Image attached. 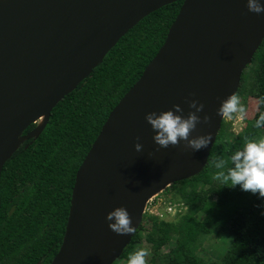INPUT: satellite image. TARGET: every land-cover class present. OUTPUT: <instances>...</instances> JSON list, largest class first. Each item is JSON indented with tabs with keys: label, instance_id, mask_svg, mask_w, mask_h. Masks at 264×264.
Here are the masks:
<instances>
[{
	"label": "water",
	"instance_id": "95a60500",
	"mask_svg": "<svg viewBox=\"0 0 264 264\" xmlns=\"http://www.w3.org/2000/svg\"><path fill=\"white\" fill-rule=\"evenodd\" d=\"M177 1L0 0V189L5 164L43 133L54 108L139 22ZM263 41L264 13L249 12L246 0H183L165 43L82 162L63 243L51 264H115L140 229L149 201L204 171L224 120L217 115L220 103L238 94ZM192 99L205 106L198 115L211 120L198 124L191 137L210 134L208 147L193 151L181 141L159 148L145 114L179 104L186 117L194 109L185 101ZM120 206L132 217L133 235L108 227L107 213Z\"/></svg>",
	"mask_w": 264,
	"mask_h": 264
},
{
	"label": "trees",
	"instance_id": "16d2710c",
	"mask_svg": "<svg viewBox=\"0 0 264 264\" xmlns=\"http://www.w3.org/2000/svg\"><path fill=\"white\" fill-rule=\"evenodd\" d=\"M182 4L179 0L164 6L130 30L91 76L54 108L43 133L24 142L5 164L0 189V264L52 263L63 243L82 162L110 113L165 43ZM248 83L260 96L254 122L243 133L230 137V123L224 118L204 171L172 185L178 187L188 212L179 224L153 220L161 224L154 235L159 244L148 264H201L198 251L204 237L227 226L233 234L226 252L207 264H264V198L215 180L217 169L213 165L217 158L230 161L246 138L264 134V127L255 126L264 113V41L242 75L239 97ZM36 127L30 126L25 134ZM201 178L210 179L207 188L198 183ZM200 215L203 221L198 219ZM143 230L141 225L115 264H126L129 254L140 248ZM176 236L185 251H173L167 260L160 247Z\"/></svg>",
	"mask_w": 264,
	"mask_h": 264
},
{
	"label": "clouds",
	"instance_id": "9594fccd",
	"mask_svg": "<svg viewBox=\"0 0 264 264\" xmlns=\"http://www.w3.org/2000/svg\"><path fill=\"white\" fill-rule=\"evenodd\" d=\"M246 5L249 12L264 13L262 0H246ZM185 102L189 109H194V111H189L186 117L182 115L184 110L179 104H174L170 110L152 111L145 114V121L154 131L153 140L159 148L179 146L181 141H184L185 149L193 151L208 147L211 140L210 134L196 137H191V134L198 124H209L211 117L207 114L203 117L198 115L204 111L203 103L195 99ZM245 113V107L235 93L224 98L217 110V115L228 119H244ZM255 126L264 127V113L259 116ZM134 148L136 152H141L143 146L136 143ZM213 165L217 169L214 175L215 180L225 184L230 183L231 187L238 185L243 191L259 194L261 198H264V136L256 139L246 138L242 147L232 153L230 161L217 158L213 161ZM105 219L109 222V229L117 235H133L136 231V228L132 226L131 215L123 206L108 212ZM149 255L148 248H138L129 254L126 264H148Z\"/></svg>",
	"mask_w": 264,
	"mask_h": 264
},
{
	"label": "rangeland",
	"instance_id": "374dc122",
	"mask_svg": "<svg viewBox=\"0 0 264 264\" xmlns=\"http://www.w3.org/2000/svg\"><path fill=\"white\" fill-rule=\"evenodd\" d=\"M255 69L258 70V67L256 66ZM246 87L247 88L245 92L240 96V101L244 105L246 110L244 119L225 118V121L227 123H230V129H228V135H230V137H234L235 135L243 133L246 128L249 127L252 122H254L256 115L259 112L260 96L256 92L251 91L249 83ZM41 123L42 120L38 121L37 125ZM261 136H264V134L259 132V135L256 138H259ZM209 181L210 179L201 178L198 180V183L200 184V186H205L207 188V186L209 185ZM177 189L178 187L170 186L158 196H156V198L154 197L155 201H158V199L161 200V204L159 205V207L162 209L166 208L169 203L174 202H182V205L181 207H178V210L180 208H186L183 213L177 212L174 217L172 216L166 218L163 221L164 223L176 222L177 224H179L182 220L181 217L188 212V206L186 202L183 201L182 196L178 194ZM203 217V215H200L198 216V219L200 221H203ZM155 219V217H148L147 215L145 217V220L142 222L144 230L141 233L142 243L140 245V248L143 247L150 250V255L149 257H147L148 261L153 255L155 246L159 244L155 242L154 235L158 232L161 224H158V222L155 223L153 221ZM232 234L233 230L231 229V227L227 226L226 228L213 230V233L206 235L202 241L201 248L198 251V255L201 258V264H207L209 261L220 259L227 250ZM160 251L162 255L167 260H169L172 257L171 253L173 251L184 252L185 247L183 242L178 238V236H176L169 244L161 246Z\"/></svg>",
	"mask_w": 264,
	"mask_h": 264
},
{
	"label": "built area",
	"instance_id": "2783aa9c",
	"mask_svg": "<svg viewBox=\"0 0 264 264\" xmlns=\"http://www.w3.org/2000/svg\"><path fill=\"white\" fill-rule=\"evenodd\" d=\"M155 198L151 199L147 204L143 220L148 215V217H155L159 221H164L168 217H174L177 212L183 213L186 209L180 208L178 210V207H181L182 202L169 203L166 208L162 209L159 207L161 200L158 199V201H155Z\"/></svg>",
	"mask_w": 264,
	"mask_h": 264
}]
</instances>
